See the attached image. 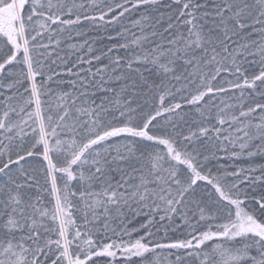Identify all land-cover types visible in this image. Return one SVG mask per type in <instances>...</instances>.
<instances>
[{
    "label": "snow or ice",
    "instance_id": "1",
    "mask_svg": "<svg viewBox=\"0 0 264 264\" xmlns=\"http://www.w3.org/2000/svg\"><path fill=\"white\" fill-rule=\"evenodd\" d=\"M0 264H264V0H0Z\"/></svg>",
    "mask_w": 264,
    "mask_h": 264
}]
</instances>
